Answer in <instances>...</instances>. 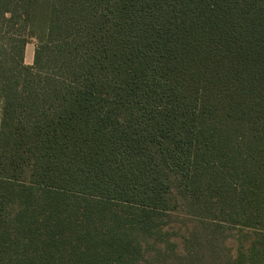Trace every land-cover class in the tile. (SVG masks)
I'll list each match as a JSON object with an SVG mask.
<instances>
[{
    "label": "trees",
    "instance_id": "16d2710c",
    "mask_svg": "<svg viewBox=\"0 0 264 264\" xmlns=\"http://www.w3.org/2000/svg\"><path fill=\"white\" fill-rule=\"evenodd\" d=\"M0 264H264V0H0Z\"/></svg>",
    "mask_w": 264,
    "mask_h": 264
},
{
    "label": "rangeland",
    "instance_id": "374dc122",
    "mask_svg": "<svg viewBox=\"0 0 264 264\" xmlns=\"http://www.w3.org/2000/svg\"><path fill=\"white\" fill-rule=\"evenodd\" d=\"M34 51H35V42H31L26 47V55H25V63L27 65L33 64V58H34Z\"/></svg>",
    "mask_w": 264,
    "mask_h": 264
},
{
    "label": "crops",
    "instance_id": "0c3cea01",
    "mask_svg": "<svg viewBox=\"0 0 264 264\" xmlns=\"http://www.w3.org/2000/svg\"><path fill=\"white\" fill-rule=\"evenodd\" d=\"M26 55V54H25Z\"/></svg>",
    "mask_w": 264,
    "mask_h": 264
}]
</instances>
